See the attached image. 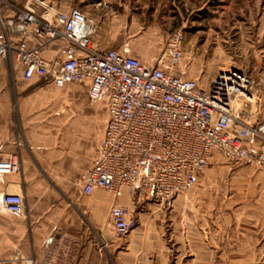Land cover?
<instances>
[{
  "label": "rangeland",
  "instance_id": "374dc122",
  "mask_svg": "<svg viewBox=\"0 0 264 264\" xmlns=\"http://www.w3.org/2000/svg\"><path fill=\"white\" fill-rule=\"evenodd\" d=\"M20 1L0 0V10L4 3ZM40 1L53 8L49 18L76 5L83 8L97 27L93 48L120 52L127 48L148 65L168 59L170 40L182 32L181 67L188 77L208 89L222 72L245 74L255 83L250 93L255 101L243 98L245 109L258 123L264 121V0ZM59 58L62 55L51 61ZM5 61L16 102L14 121L9 129L1 124V135L10 136L9 153L18 156L21 168L13 175L16 181H1L5 188L1 194L22 195L26 210L44 187L55 194L65 188L81 196L80 175L92 166L106 125V106L92 102L81 85L58 89L48 78H37L24 92L29 101L25 124L15 89L21 64ZM111 208L98 209L110 230ZM146 208L144 215L153 217L145 222L159 230L151 237L159 238L160 247L155 240L142 245V250L153 253L140 254L138 264H143V256L145 264H153L155 258L163 264H264V168L257 164L217 156L195 187L175 200ZM111 236L113 242L126 244L125 237L118 239L113 231Z\"/></svg>",
  "mask_w": 264,
  "mask_h": 264
},
{
  "label": "built area",
  "instance_id": "2783aa9c",
  "mask_svg": "<svg viewBox=\"0 0 264 264\" xmlns=\"http://www.w3.org/2000/svg\"><path fill=\"white\" fill-rule=\"evenodd\" d=\"M35 3H4L0 60L20 63L25 81L48 78L58 89L78 84L92 102L106 106L92 166L80 175L83 196L102 190L162 204L195 187L217 156L264 168V121L258 123L243 103L253 97L251 78L236 70L222 72L204 89L181 67L182 32L170 40L168 59L148 65L127 48H93L96 27L81 9L56 11L49 18L53 8ZM50 47L60 48L62 58L47 60L44 51ZM20 168L16 154L0 159V176L16 175ZM0 208L17 218L26 214L20 194H1ZM110 219L118 239L139 226L127 205H113ZM66 261L50 253L44 264Z\"/></svg>",
  "mask_w": 264,
  "mask_h": 264
},
{
  "label": "crops",
  "instance_id": "0c3cea01",
  "mask_svg": "<svg viewBox=\"0 0 264 264\" xmlns=\"http://www.w3.org/2000/svg\"><path fill=\"white\" fill-rule=\"evenodd\" d=\"M72 8L83 9L77 5ZM58 54L56 47L44 51V56L50 61ZM9 74L8 63L0 60V159L10 154L12 146L10 136L5 133L1 135V124L3 128L7 124L6 128L9 129V124L14 121L16 99ZM32 81L24 80L21 65L15 89L20 94L18 108L25 124L29 121V101L24 92L26 85ZM5 180L16 181L14 176H0V195L5 190L1 181ZM82 196L71 194L65 188L55 194L44 187L27 207L23 217L11 216L0 209V264H44L50 253L65 258L66 264H138L140 254L153 253L152 250H142V245L155 240L157 247H160L159 238L151 237L159 235V230L145 222L153 216L144 215L147 206L158 204L148 201L139 203L126 193L115 197L102 190H97L91 197ZM115 204L130 205L139 210H136L137 213L135 211V215L142 225L125 236V245L112 241V229L104 226L98 214V209L108 211ZM158 250L154 251L160 257ZM145 260L143 256V264ZM155 260L153 264H163L160 258Z\"/></svg>",
  "mask_w": 264,
  "mask_h": 264
},
{
  "label": "bare ground",
  "instance_id": "6f19581e",
  "mask_svg": "<svg viewBox=\"0 0 264 264\" xmlns=\"http://www.w3.org/2000/svg\"><path fill=\"white\" fill-rule=\"evenodd\" d=\"M247 99H248V101L250 102H254L255 101V98H253V97H247Z\"/></svg>",
  "mask_w": 264,
  "mask_h": 264
}]
</instances>
